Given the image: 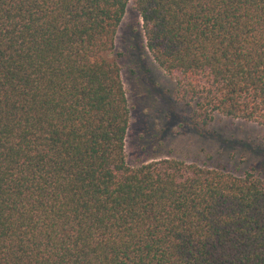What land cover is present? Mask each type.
<instances>
[{"label":"trees","instance_id":"obj_1","mask_svg":"<svg viewBox=\"0 0 264 264\" xmlns=\"http://www.w3.org/2000/svg\"><path fill=\"white\" fill-rule=\"evenodd\" d=\"M130 4L185 123L264 125V0H0V264H264L263 176L129 163Z\"/></svg>","mask_w":264,"mask_h":264},{"label":"rangeland","instance_id":"obj_2","mask_svg":"<svg viewBox=\"0 0 264 264\" xmlns=\"http://www.w3.org/2000/svg\"><path fill=\"white\" fill-rule=\"evenodd\" d=\"M141 19L130 4L116 35V52L131 110L126 153L132 165L177 158L264 177V125L214 113L209 130L185 123L177 81L145 47Z\"/></svg>","mask_w":264,"mask_h":264}]
</instances>
